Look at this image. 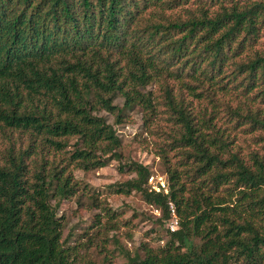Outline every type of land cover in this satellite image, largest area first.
Segmentation results:
<instances>
[{"label": "trees", "instance_id": "16d2710c", "mask_svg": "<svg viewBox=\"0 0 264 264\" xmlns=\"http://www.w3.org/2000/svg\"><path fill=\"white\" fill-rule=\"evenodd\" d=\"M190 1L184 18L170 14ZM154 79L167 194L146 187L150 172L136 163L114 192L140 193L163 221L172 205L178 229L126 264H264V157L248 165L230 138L264 134V0H0V264H78L57 209L90 195L74 171L103 168L121 148L92 109L119 118V96L150 113L140 89Z\"/></svg>", "mask_w": 264, "mask_h": 264}, {"label": "rangeland", "instance_id": "374dc122", "mask_svg": "<svg viewBox=\"0 0 264 264\" xmlns=\"http://www.w3.org/2000/svg\"><path fill=\"white\" fill-rule=\"evenodd\" d=\"M195 6L190 1L174 9L170 14L184 18V11ZM215 9L216 7H213L209 11L213 12ZM140 91L150 97L154 107L152 112L146 113L142 104H135L131 108L124 107V100L119 96L113 102L122 110L119 118L114 113L96 107L92 109L93 116L102 118L116 131L121 148L120 159H107V164L103 168L89 172L74 171L75 179L87 186L90 195L78 193L71 199L63 201L57 209V217L62 221L61 240L66 239V245L75 248L78 264L89 262L126 264L127 256H132L135 252L143 258L142 245L152 248L163 247L169 240L168 232H172L173 221H177L176 216L163 221L160 210L149 206L141 194L134 190L128 195L114 192L120 184L136 178V174L129 168L132 163L148 168L149 178L153 179L150 183L148 178L146 187L153 190L152 186H159L162 189L164 185L167 190L165 167L156 155V145L160 140L163 141L160 134L168 129V123L163 119L166 116L164 114L166 107L162 87L154 79ZM184 95L186 102L191 100L190 109H195L197 99L187 96L186 93ZM225 103L231 104L233 108L237 106L230 98H225ZM201 106L210 108L211 105L204 101ZM256 108L261 110V117L264 118V105L257 104ZM234 136H238V139L234 141L231 150L238 153L248 165L249 154L257 152L259 157H264V144L254 140L256 137L264 136L261 131L257 133L243 132L241 129L232 130L230 138ZM75 141V139L69 141V147L66 149L68 153L72 152ZM177 159L179 158L175 160ZM103 206L116 213L115 223H108L101 211ZM111 226L112 229H109ZM177 229L178 224L175 231Z\"/></svg>", "mask_w": 264, "mask_h": 264}, {"label": "built area", "instance_id": "2783aa9c", "mask_svg": "<svg viewBox=\"0 0 264 264\" xmlns=\"http://www.w3.org/2000/svg\"><path fill=\"white\" fill-rule=\"evenodd\" d=\"M149 179H150L149 181H150V183H151V180H152L153 178L150 177ZM152 189H153L155 192H160V191L162 190V191H164L163 193L167 194V190L164 188V185H162V189H161L159 186H152ZM163 189H164V190H163ZM150 190H151V189H150ZM170 207H171V210H172V215L175 216V215H174L173 206L171 205ZM173 222H174V224H173L174 226L171 227V231H172V232L175 231V229H176V227H177V221L175 220V221H173ZM173 222H172V223H173Z\"/></svg>", "mask_w": 264, "mask_h": 264}]
</instances>
